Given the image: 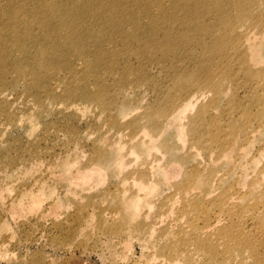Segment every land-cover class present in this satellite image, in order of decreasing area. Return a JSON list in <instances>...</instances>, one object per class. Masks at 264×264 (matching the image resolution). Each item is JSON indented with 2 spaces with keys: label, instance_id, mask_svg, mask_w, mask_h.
Wrapping results in <instances>:
<instances>
[{
  "label": "rangeland",
  "instance_id": "374dc122",
  "mask_svg": "<svg viewBox=\"0 0 264 264\" xmlns=\"http://www.w3.org/2000/svg\"><path fill=\"white\" fill-rule=\"evenodd\" d=\"M105 9L81 34L92 35V24L101 31ZM250 12L264 16V3ZM243 28L250 35L233 36L210 67H198L192 48L187 69L133 60L140 71L126 75L120 60L104 76L80 41L68 47L66 30L33 73L0 63V264H264V22ZM210 39L213 53L220 45ZM176 73L221 91H177ZM143 132L142 143L128 141ZM145 180L150 189L132 192L133 181Z\"/></svg>",
  "mask_w": 264,
  "mask_h": 264
},
{
  "label": "bare ground",
  "instance_id": "6f19581e",
  "mask_svg": "<svg viewBox=\"0 0 264 264\" xmlns=\"http://www.w3.org/2000/svg\"><path fill=\"white\" fill-rule=\"evenodd\" d=\"M97 1L100 0L95 2ZM167 1L169 0H111V2L110 0H102L101 3L86 2L84 5H79L80 1L75 3V0H69L65 4L61 0L50 2L45 0H0V63L4 66L7 62L6 59H9L13 69H19V72L27 74L23 70L27 67L29 69L28 74L29 72L33 73L34 70L40 69L46 64L37 57L43 58L48 54L46 49L59 47L62 44V37L59 36L62 34L60 31L66 30L65 34H69L71 39L68 47H70L73 39L80 41L84 45L82 54L90 53L95 66L104 68L99 70L104 76L110 75L120 60L124 61V73L126 75L140 71L138 68H132L133 60L144 68L155 66L165 71L175 65L184 68L185 64L194 59L193 52L191 53L192 48L198 49L197 52L200 56L198 67H210V62L217 53L232 48L230 45L235 40L233 36L240 39V36L247 38L250 35V28L240 30L242 27L250 26L259 18L260 21L264 22V16H261V12H257L255 15L250 12L251 9L254 8L255 11L260 7L264 0H202L203 3L201 0H197L201 8L183 6L179 0H170V10H168L169 5L167 7L165 3ZM3 3L6 7L2 6ZM163 3H165L164 6H162ZM101 4L107 8L99 20V23H103L100 25L101 31L97 30L98 32H96L95 24H92L93 26L88 29L92 35L81 34L86 33L85 25H88V21L98 20L100 15L94 18L92 13H95ZM152 4L158 8L157 14L151 10ZM117 8L118 10H115ZM176 9L179 11V15L174 14ZM213 12L216 13L213 21L208 20L206 22L204 19L206 13ZM21 13L25 14V19L22 21L19 20ZM63 14L67 15L68 21L60 16ZM89 15L90 18H88ZM104 19L106 23H104ZM71 28L74 30L72 31ZM53 31L58 32L52 33ZM43 37H48V40ZM89 37H96V42L94 40L93 42L88 41L87 38ZM208 37L212 40L213 49L220 45L213 53L207 48L206 40ZM14 51H19L25 55L18 57L26 59L25 64L20 63L22 59L11 56ZM183 51H185L184 55L182 54ZM31 53L33 57L27 58ZM102 53H105V57H102ZM184 57H189V59L186 61ZM196 62L198 63V61ZM48 65L53 66L54 63ZM14 72L17 74L16 71ZM121 74H119L120 78L122 77ZM176 74L179 78L177 81L175 80L177 91L183 90L184 87L182 86L184 85L193 86L190 91L194 90L201 93L199 96L204 94V90L210 92L213 90L217 95L221 91L220 86L213 85L209 81L193 82L194 77L191 75ZM185 94L174 99L171 105L174 104V106L176 105L175 108L178 107L184 100ZM0 96L2 95L0 94ZM106 102L110 103L109 100ZM190 103L191 100L184 106H189ZM184 109L185 107L181 108L180 113ZM204 113L202 112V116L197 119L200 120L205 117ZM153 114H149L152 125L155 124ZM175 115L180 116L179 109ZM116 137L120 141L124 139V135L118 132ZM145 137L146 134L143 132L140 136L129 137L128 141L130 143L133 141L142 143ZM124 156L125 164L123 158L121 167L127 166L130 153L126 151ZM147 183L146 180L133 181L131 184L132 192L138 193L150 189V185ZM169 256L173 257L171 254ZM169 260L170 263L173 262L172 259Z\"/></svg>",
  "mask_w": 264,
  "mask_h": 264
}]
</instances>
